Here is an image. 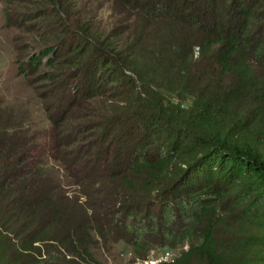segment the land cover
I'll use <instances>...</instances> for the list:
<instances>
[{
	"label": "trees",
	"instance_id": "obj_1",
	"mask_svg": "<svg viewBox=\"0 0 264 264\" xmlns=\"http://www.w3.org/2000/svg\"><path fill=\"white\" fill-rule=\"evenodd\" d=\"M38 1L30 19L66 20L20 59L61 104L20 138L0 126V264H257L264 0H92L120 15L96 28L72 15L87 0Z\"/></svg>",
	"mask_w": 264,
	"mask_h": 264
},
{
	"label": "rangeland",
	"instance_id": "obj_2",
	"mask_svg": "<svg viewBox=\"0 0 264 264\" xmlns=\"http://www.w3.org/2000/svg\"><path fill=\"white\" fill-rule=\"evenodd\" d=\"M32 1L37 3L36 6L31 4ZM79 1L82 2L83 0ZM87 1L90 5L86 6V3H84L82 9L73 7L72 15L77 17L76 19L82 18L89 22L92 20V28H96L97 25H105L109 21V17L118 16L120 19V15H111L109 8L100 6L105 2ZM39 3L38 0H16V2L7 6L5 0L0 1V126L7 129L8 134L13 133L19 138L28 135L25 130L30 132L37 125H40L39 128L47 125L49 121H43L45 114L49 113L46 111L49 106L47 102L58 107L61 104L59 95L53 92L56 85L50 80L42 79L43 76L40 70L43 67L38 68L37 73H34V71L29 72V66L23 63L27 58L25 60L20 59L21 56L27 57L26 54L30 51L40 54L39 50H42L43 46L39 45V34L46 35V30L59 28L56 19H60L59 22L64 18L66 20V16H63L59 11H51V15L45 18L46 25L39 19H30L32 12H29L30 10L28 13L25 11L37 8ZM96 11L100 15L95 13ZM97 18L101 19L98 20ZM35 39H37V42H33ZM66 39L70 40L69 37ZM20 66H23V68L20 69ZM68 96L66 94L64 99ZM57 114L59 115L58 111L55 112V115ZM8 125H10L11 130H9ZM22 126L24 130L17 133ZM65 138L70 145V149H74V147L81 144L73 131L68 135L66 134ZM77 151L75 149L68 157L75 156ZM89 164L90 160L82 159L81 165ZM46 178H50L49 181L55 180L52 173H48ZM241 229H248L246 237H249L250 240L264 241V226L256 225L249 228L245 225ZM115 251L116 249L111 250V254L106 251L99 252L98 250V257L95 262L100 264H127V252L119 257ZM257 260V264H264V246H262ZM135 263L146 264V258Z\"/></svg>",
	"mask_w": 264,
	"mask_h": 264
},
{
	"label": "built area",
	"instance_id": "obj_3",
	"mask_svg": "<svg viewBox=\"0 0 264 264\" xmlns=\"http://www.w3.org/2000/svg\"><path fill=\"white\" fill-rule=\"evenodd\" d=\"M169 256H170L169 252L153 254L152 256L146 258V264H155L163 260H168L170 259Z\"/></svg>",
	"mask_w": 264,
	"mask_h": 264
}]
</instances>
